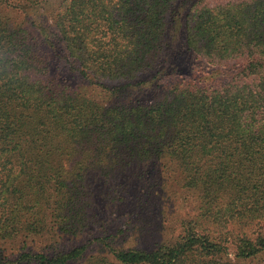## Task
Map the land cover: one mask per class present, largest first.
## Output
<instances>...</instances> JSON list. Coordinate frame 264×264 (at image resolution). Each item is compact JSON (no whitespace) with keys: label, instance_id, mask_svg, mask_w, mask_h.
<instances>
[{"label":"trees","instance_id":"trees-1","mask_svg":"<svg viewBox=\"0 0 264 264\" xmlns=\"http://www.w3.org/2000/svg\"><path fill=\"white\" fill-rule=\"evenodd\" d=\"M177 2L183 45L226 78L106 103L56 78L29 32L7 17L10 0H0V264L77 262L83 245L22 257L2 245L50 230L77 235L96 219V176L156 162L195 192V218L147 247L124 249L119 235L129 228L119 229L121 239L99 240L108 256L86 264H264V0H59L45 43H61L84 79L125 82L117 93L166 69Z\"/></svg>","mask_w":264,"mask_h":264},{"label":"rangeland","instance_id":"rangeland-1","mask_svg":"<svg viewBox=\"0 0 264 264\" xmlns=\"http://www.w3.org/2000/svg\"><path fill=\"white\" fill-rule=\"evenodd\" d=\"M10 2L11 6L4 10L7 17L13 26L24 27L29 32L30 41L36 45L43 57L47 58L51 73L73 87L84 88L91 96L102 102L107 103L111 99L147 101L152 99L161 88L180 81L206 80L212 75L219 82L228 75L224 70L209 66L183 45L180 23L185 20V9L181 2L176 3V11L169 16V20L172 21L170 35H175L176 32L177 37L170 42L169 54L164 58L166 69L158 76H155L154 71L144 72L117 93H113V88L121 87L125 82L84 79L77 65L65 57L61 43L55 45V49L45 43L44 38L50 33H55L52 20L59 0H39L35 3L33 1L27 3L24 0H10ZM50 42L57 40L51 37ZM177 178L178 175L173 169H168L162 162L128 168L115 178L96 176L89 183V190L94 200L92 210L96 215L94 223L75 236L56 235L51 230L40 235L21 234L11 241L4 242L2 249L10 257H19L26 252L31 255L38 252L51 255L56 251H66L83 245L85 247L83 256L73 264H86L92 255L108 256L99 244V240L108 241L110 236L114 240L124 237L120 240L124 249L128 246L147 247L162 238H175L181 232L182 222L195 218L198 213L195 192L181 187ZM147 194H152L149 199ZM128 222L140 224L147 231L140 236V231H132ZM127 226L129 232L119 235L121 238L118 237V230H124ZM233 250L231 246L230 257L233 256ZM259 259H254L251 264H261L262 261Z\"/></svg>","mask_w":264,"mask_h":264}]
</instances>
